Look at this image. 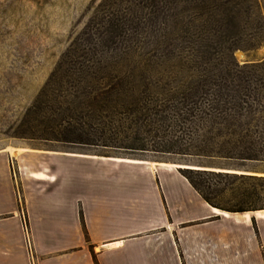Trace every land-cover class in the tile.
I'll return each instance as SVG.
<instances>
[{"label": "crops", "instance_id": "obj_1", "mask_svg": "<svg viewBox=\"0 0 264 264\" xmlns=\"http://www.w3.org/2000/svg\"><path fill=\"white\" fill-rule=\"evenodd\" d=\"M0 150V264H264V217L203 200L172 163ZM15 174V176H14Z\"/></svg>", "mask_w": 264, "mask_h": 264}, {"label": "rangeland", "instance_id": "obj_2", "mask_svg": "<svg viewBox=\"0 0 264 264\" xmlns=\"http://www.w3.org/2000/svg\"><path fill=\"white\" fill-rule=\"evenodd\" d=\"M99 1L0 0V150L11 153L12 147L25 144L169 162L182 172L187 166L202 165L264 175V160L230 158L215 153L217 148L203 149L153 111L136 112L128 103L117 105L113 100L93 101L85 96L89 86L120 81L141 86L154 81L148 66L151 27L146 18L127 27L126 34L131 37L142 34L127 44L131 47L128 51L137 52L122 56V45H101L93 36L86 42L91 60L70 64V70L47 84L69 44L83 37L84 26ZM258 1L264 20V0ZM131 5L135 12L140 8ZM124 6L118 5L120 9ZM109 53L113 57L107 58ZM232 55L238 63L262 60L264 41L253 49H235ZM101 56L106 59L99 60ZM79 139L83 142H75ZM241 192L225 191L217 201L224 206L263 209L264 190Z\"/></svg>", "mask_w": 264, "mask_h": 264}, {"label": "trees", "instance_id": "obj_3", "mask_svg": "<svg viewBox=\"0 0 264 264\" xmlns=\"http://www.w3.org/2000/svg\"><path fill=\"white\" fill-rule=\"evenodd\" d=\"M119 3L126 6L120 9ZM132 3L140 7H135L136 12ZM143 18L151 27L148 66L154 81L142 87L121 81L89 86L85 96L117 105L128 103L136 112L153 111L175 124L190 141L203 149L217 148L215 153L225 157L264 160V59L238 63L232 55L235 49H253L264 41L258 0H100L83 37L69 44L47 84L70 70V64L91 60L86 42L93 36L101 45H122V56L137 52L128 51L127 44L142 34L131 37L127 27L137 26ZM163 77L166 82L161 83ZM187 167L179 172L212 207L229 212L255 210L224 206L217 199L225 191L264 190V175L242 173L240 168Z\"/></svg>", "mask_w": 264, "mask_h": 264}, {"label": "built area", "instance_id": "obj_4", "mask_svg": "<svg viewBox=\"0 0 264 264\" xmlns=\"http://www.w3.org/2000/svg\"><path fill=\"white\" fill-rule=\"evenodd\" d=\"M24 232H25V244H26V247H27V250L31 256V264H34V258L32 256V246H31V240H30V237L28 235V232H27V229L25 227V224H24Z\"/></svg>", "mask_w": 264, "mask_h": 264}, {"label": "bare ground", "instance_id": "obj_5", "mask_svg": "<svg viewBox=\"0 0 264 264\" xmlns=\"http://www.w3.org/2000/svg\"><path fill=\"white\" fill-rule=\"evenodd\" d=\"M181 166V165H180ZM198 167V166H196ZM253 214L256 216V217H264V209H260V210H255L253 211Z\"/></svg>", "mask_w": 264, "mask_h": 264}, {"label": "water", "instance_id": "obj_6", "mask_svg": "<svg viewBox=\"0 0 264 264\" xmlns=\"http://www.w3.org/2000/svg\"><path fill=\"white\" fill-rule=\"evenodd\" d=\"M198 167H200L201 169H210V168H212V169H218V170L222 171V170H221L222 168H215V167L202 166V165H199Z\"/></svg>", "mask_w": 264, "mask_h": 264}]
</instances>
